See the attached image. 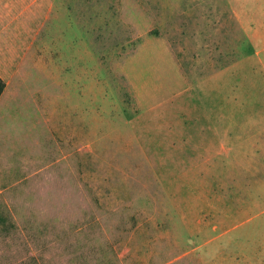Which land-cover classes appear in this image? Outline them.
Here are the masks:
<instances>
[{
    "label": "rangeland",
    "instance_id": "rangeland-1",
    "mask_svg": "<svg viewBox=\"0 0 264 264\" xmlns=\"http://www.w3.org/2000/svg\"><path fill=\"white\" fill-rule=\"evenodd\" d=\"M11 50L0 264H264V0H53Z\"/></svg>",
    "mask_w": 264,
    "mask_h": 264
},
{
    "label": "crops",
    "instance_id": "crops-1",
    "mask_svg": "<svg viewBox=\"0 0 264 264\" xmlns=\"http://www.w3.org/2000/svg\"><path fill=\"white\" fill-rule=\"evenodd\" d=\"M48 4L49 7L45 11ZM52 8L53 0H0V76L6 82L0 100L15 88L17 72L12 68L14 67V63L11 61L12 44L22 43L25 49L29 44L35 45L41 27L44 26V19L45 17L49 18ZM39 21L40 27L37 26ZM28 26H31L32 37L27 36L24 42H20V30L22 28L27 30ZM18 52L16 56L21 58L23 52L21 54L20 51ZM262 235L264 242V234Z\"/></svg>",
    "mask_w": 264,
    "mask_h": 264
},
{
    "label": "trees",
    "instance_id": "trees-1",
    "mask_svg": "<svg viewBox=\"0 0 264 264\" xmlns=\"http://www.w3.org/2000/svg\"><path fill=\"white\" fill-rule=\"evenodd\" d=\"M6 87V82L4 79L0 76V96L2 95L4 89Z\"/></svg>",
    "mask_w": 264,
    "mask_h": 264
}]
</instances>
